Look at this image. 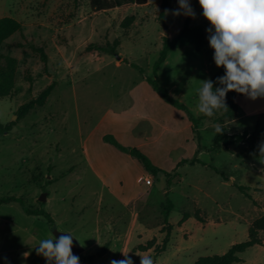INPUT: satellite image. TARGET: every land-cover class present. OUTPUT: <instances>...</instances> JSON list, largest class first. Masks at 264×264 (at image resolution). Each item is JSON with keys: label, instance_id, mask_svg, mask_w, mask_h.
<instances>
[{"label": "rangeland", "instance_id": "obj_1", "mask_svg": "<svg viewBox=\"0 0 264 264\" xmlns=\"http://www.w3.org/2000/svg\"><path fill=\"white\" fill-rule=\"evenodd\" d=\"M171 1L175 3L167 9L164 27L159 15L167 0L97 12L90 0H0V20L11 18L22 26L1 50L17 60L18 70L12 95L0 99V123L17 122L0 139V199L23 200V205L0 206V264H46L36 247L58 230L70 232L86 248L79 255L80 264H110L124 259L120 251L130 252L134 264H140L135 253L150 255L155 264H194L248 239L250 225L264 214V158L258 152L263 141L213 151L221 110L204 118L196 109L201 81L216 74L209 51L192 46L173 50L157 73L159 84L172 100L187 106V112L164 100L140 72L156 78L153 65L163 37H175L185 23V16L171 14L178 8L177 0ZM127 16H135V21L123 29ZM90 44L115 45V54L89 50ZM34 47L47 55V74ZM52 82L56 87L46 104L19 120V108ZM226 103H231V96ZM246 121L225 123L227 134L251 133L257 126L264 130V120ZM105 136L137 149L162 173L155 177L138 160L132 163L130 155L107 143ZM196 158L201 163L191 165ZM95 160L113 164L119 195L127 201L139 197L129 206L141 215L133 232L130 210L102 186L90 166ZM99 173L106 181L113 178ZM123 174L129 181L121 178ZM144 174L154 178L149 191L141 187ZM238 186L248 188L252 199ZM44 195L46 201L41 202ZM168 200L173 204V228L160 253L166 236L161 232L162 212ZM24 207L43 209L53 224L27 215ZM186 213L190 218L182 222ZM125 238L129 245L123 248ZM149 242L152 249L136 251ZM106 244L105 256L97 258ZM240 258L239 264H264V246H254Z\"/></svg>", "mask_w": 264, "mask_h": 264}, {"label": "clouds", "instance_id": "obj_2", "mask_svg": "<svg viewBox=\"0 0 264 264\" xmlns=\"http://www.w3.org/2000/svg\"><path fill=\"white\" fill-rule=\"evenodd\" d=\"M177 3L178 8L171 10L172 15L195 18L190 0H177ZM198 4L210 25L206 31L214 64L224 74L215 81H201L197 89V112L213 117L220 110H228L229 92L252 101L264 99V0H198ZM215 84L219 87H214ZM223 130L220 125L214 128L219 135ZM259 153L264 156V143L259 145ZM60 232L58 237L51 233V238L41 240L36 247L37 255L46 264H80L79 256L72 250L74 236L67 231ZM120 252L124 259L112 260L110 264H134L130 252ZM135 255L140 257V264H155L150 255Z\"/></svg>", "mask_w": 264, "mask_h": 264}, {"label": "trees", "instance_id": "obj_3", "mask_svg": "<svg viewBox=\"0 0 264 264\" xmlns=\"http://www.w3.org/2000/svg\"><path fill=\"white\" fill-rule=\"evenodd\" d=\"M137 4V5H145L147 3V0H90V6L94 12L97 11H107L111 10L117 7H121L124 4ZM194 9V8H193ZM165 10H166V4L165 2L162 3V11L159 15V20L161 21V24L166 27L165 23ZM135 21V16H127L122 24L121 27L123 29H128ZM206 24L202 25H195L191 23V19L187 18L185 20V23L183 27L180 29V31L177 33V35L173 38L169 37H163L162 39V48L159 54L158 59L153 65V72L155 77L157 76V73L160 69V67L165 63L169 52L173 50L183 49L186 47H195L197 51H200L206 44L207 40L205 38L204 34V27ZM22 29V26L19 22H17L14 19L11 18H4L0 20V99L7 98L12 95L15 83H16V74L18 70V64L17 60L13 57L3 55L1 50L2 47L7 39H9L12 35L20 32ZM118 42H115V45H118ZM115 45L101 47L97 44H90L87 49H96L100 52H105L109 54H115ZM37 53L41 55L42 62L44 63V71L47 74V55L44 52L42 48H33ZM123 63L127 65H132L136 67L134 64L129 62L126 59H123ZM143 79L147 81L154 91L158 93L164 100H166L168 103H170L172 106L183 110L185 112L188 111L187 106L182 105L178 102H175L171 99V97L168 94V91L165 87L161 86L159 84L158 78L152 79L148 77L143 70H140ZM224 74V70L220 68L219 72L212 78L213 81L216 80L218 76H222ZM218 84H215L214 87H218ZM56 87V83L52 82L48 87H46L38 96L36 99L31 100L28 104H25L21 106L18 110V117L19 120L24 118L29 111L36 107H43L46 104L47 99L53 92V90ZM227 95L231 96V103L228 106V110H221L222 116H221V126L224 128L222 134H216L215 135V141L213 145V151H218L222 149L223 147L229 148L232 145L235 144H254L258 141H263L264 143V130H261L258 126L255 128V130L251 133L244 131L243 133H238L235 135H229L227 134V130L225 128V123L228 120H233L236 118L237 114V106L232 101V98L237 94L235 92H229ZM231 110L230 112H227ZM216 117V116H215ZM204 118H207V116L204 115ZM202 119V118H201ZM192 121L196 123L193 119ZM17 125L16 121L11 122L8 125H3L0 123V139L6 134L9 133L13 127ZM104 140L109 143L110 145L114 146L115 148L119 149L123 153H126L133 157L134 159L138 160L142 165L145 167L147 171H149L151 174H153L155 177H157L159 174L162 173V170L155 167L151 161L144 156L140 151L137 149H128L119 144L113 137L111 136H105ZM259 152V151H258ZM260 154V153H259ZM264 158V156H263ZM187 163L182 162V164ZM196 163H201L197 158L191 161V164L194 165ZM170 176V175H168ZM168 184H170V180L167 181ZM170 186V185H169ZM239 190L246 195L249 199H252L250 194H248V188L244 186H238ZM169 193V190L167 191V194ZM11 202H19L23 205V200L17 197H4L0 199V206L3 204L11 203ZM173 209V204L169 200L167 201L166 205L163 207L162 215L164 217V227L161 230L162 233L166 232V236L163 240L162 247L157 252H164L166 249L167 244L170 241V235L171 230L173 226L169 223V216ZM24 212L29 216H36V217H44L48 220L50 224H53V219L51 215L47 212H45L43 209H36V210H29L27 208H23ZM188 218H190V215L186 213L184 215V218L182 222L186 221ZM196 218L203 222V219L196 214ZM262 235H264V214L256 219L249 227L248 229V239L242 243H238L233 245L229 251L223 255H214V256H205L199 258L194 264H239L242 262V259L240 258V255L245 253L248 249L254 247V246H264V239L262 238ZM108 248V244L105 245V247L97 254V258H100L106 254ZM153 248V242H149L148 245L143 246L140 245L137 247L136 251L138 252H147L150 249Z\"/></svg>", "mask_w": 264, "mask_h": 264}, {"label": "crops", "instance_id": "obj_4", "mask_svg": "<svg viewBox=\"0 0 264 264\" xmlns=\"http://www.w3.org/2000/svg\"><path fill=\"white\" fill-rule=\"evenodd\" d=\"M191 2H192L191 3V6L194 8L196 15H195V18L186 17L185 16V20L187 18H189V19H191V23L192 24H195V25L206 24L205 27H204V34H205V38H206L207 42H206L205 46L200 51H209L210 60H211V62L214 63V61H213V50L209 46L208 39H207L208 32L206 31V29H208L210 27V25H209L208 21L202 15V9L200 8V6L198 4V0H191ZM167 3L168 4H167V7H166V10L170 7V4L175 3V2L174 1H171V0H167ZM161 11H162V9H161ZM165 13H166V11H165ZM215 68H217V67H215ZM219 70H220V68H217L216 69V74L219 72ZM217 86L219 87V85H217ZM232 101L237 106V114H236V118L235 119L226 121V125L227 124H230V123H234V122L237 123L239 121L247 122L246 121L247 119L251 120L249 123H252V124L253 123H260L261 121L264 120V99H257L255 101H252V100H249L248 98H246L243 95H236V96H234L232 98ZM128 157H129L128 159L132 163H135L134 162L135 161L134 158H131L130 156H128ZM196 164H198V163H196ZM90 166H91L92 170L97 174V176L99 178H101V180H102V186L108 190V193L115 199L114 201L115 202H118L121 206H123V209L127 210V212H128V210H130L129 209L130 204H132L133 202H137L139 200V197L131 198L129 201H127L124 197H122L121 195H119L120 194V193H118L119 191L118 192L115 191L114 188L117 187V184H118L119 180H118L117 177H114V174H111V172H114V170H115L113 164H111L110 162H107V161L95 160L94 163L92 162ZM98 171L99 172H103L104 175H107L109 178L110 177H113V178L112 179H109V181H106V179H104V177H102ZM106 172L108 174H105ZM145 177H152V176L151 175H148V174H144L142 176V178H143V184H142V181H141V187L142 186L143 187L145 186V187H147V190L149 191L151 188L154 187V182L152 183V185L145 184V182H144V178ZM121 178L123 180H127L128 179V177L125 174H123V176ZM122 179L120 180V184H123L124 183V182H122ZM180 179H181V177H177V181L176 182L179 183L180 182ZM107 180H108V178H107ZM112 180L115 181L114 182V187H113ZM127 181H129V179ZM130 182H131V180H130ZM124 189H125V185H124ZM142 195H140V197ZM129 213L131 214V216H130L131 217V226H130V229L133 232V230L138 225V221H139V218H140L141 215H139L136 212H133L132 210H130ZM136 214H137V217L135 218ZM130 240H131V238H130ZM128 245H129V238H125L123 248L124 247H128ZM85 250H86V248H84V251Z\"/></svg>", "mask_w": 264, "mask_h": 264}, {"label": "water", "instance_id": "obj_5", "mask_svg": "<svg viewBox=\"0 0 264 264\" xmlns=\"http://www.w3.org/2000/svg\"><path fill=\"white\" fill-rule=\"evenodd\" d=\"M117 60H121V57H117ZM46 195H44L43 197H41L39 200L41 202H45L46 201ZM59 235H61V232L55 231L54 232V236L58 237ZM73 253L77 256L81 255L84 252V248L78 243V241L74 238L73 239Z\"/></svg>", "mask_w": 264, "mask_h": 264}, {"label": "built area", "instance_id": "obj_6", "mask_svg": "<svg viewBox=\"0 0 264 264\" xmlns=\"http://www.w3.org/2000/svg\"><path fill=\"white\" fill-rule=\"evenodd\" d=\"M144 182H145V184H147V185H152V183H153V178H152V177H145V178H144Z\"/></svg>", "mask_w": 264, "mask_h": 264}]
</instances>
